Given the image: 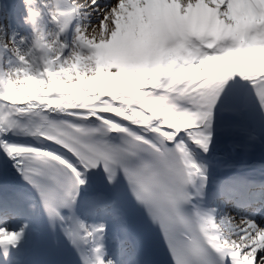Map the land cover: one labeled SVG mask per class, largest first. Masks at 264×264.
Segmentation results:
<instances>
[{
    "label": "snow or ice",
    "instance_id": "obj_1",
    "mask_svg": "<svg viewBox=\"0 0 264 264\" xmlns=\"http://www.w3.org/2000/svg\"><path fill=\"white\" fill-rule=\"evenodd\" d=\"M0 264H264V0H2Z\"/></svg>",
    "mask_w": 264,
    "mask_h": 264
},
{
    "label": "bare ground",
    "instance_id": "obj_2",
    "mask_svg": "<svg viewBox=\"0 0 264 264\" xmlns=\"http://www.w3.org/2000/svg\"><path fill=\"white\" fill-rule=\"evenodd\" d=\"M0 2H2V0H0Z\"/></svg>",
    "mask_w": 264,
    "mask_h": 264
}]
</instances>
